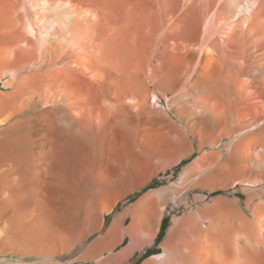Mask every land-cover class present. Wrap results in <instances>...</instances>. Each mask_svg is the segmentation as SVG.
Masks as SVG:
<instances>
[{"label": "bare ground", "instance_id": "bare-ground-1", "mask_svg": "<svg viewBox=\"0 0 264 264\" xmlns=\"http://www.w3.org/2000/svg\"><path fill=\"white\" fill-rule=\"evenodd\" d=\"M195 153L79 262L149 253L173 204L141 264H264V0H0V259L69 251Z\"/></svg>", "mask_w": 264, "mask_h": 264}, {"label": "rangeland", "instance_id": "rangeland-1", "mask_svg": "<svg viewBox=\"0 0 264 264\" xmlns=\"http://www.w3.org/2000/svg\"><path fill=\"white\" fill-rule=\"evenodd\" d=\"M234 120L239 119L237 113L235 111L232 112ZM196 155L193 154L184 161H182L181 164L175 166L172 169H168L166 173H162L161 175H158L157 177L154 178V180L147 185L146 187L136 191L135 193L131 194L126 200L121 201L118 203V205L115 207V209L105 215V222L102 227V229L99 232H96L92 234L88 239H86L83 242L75 244L69 251L63 252L61 255H54L53 257L50 258H45V257H30V258H20V257H11L7 256L4 259H0V264H97L94 260L88 261V262H79L80 255L85 251V249L89 246V244L97 237L101 236L104 234L106 228L108 225L111 223L114 217H116L119 213H121L135 198H137L139 195H141L143 192L148 190L149 188L159 186L161 184H165L166 182L175 181L178 179L180 172L185 168L189 162L192 160V158ZM168 176V177H167ZM165 177V178H164ZM167 177V178H166ZM160 183V184H159ZM231 191V190H229ZM199 194H202L203 192L196 191ZM230 195L233 196H238L239 191L233 192L231 194L228 192ZM206 198H212L220 194V191H216L213 193H207L204 192ZM131 200V201H129ZM173 204L169 205V210L165 212L164 214V224L165 228L162 232V235L159 237L157 236V239L155 242H152L148 245L147 248H150L149 253H144V250H136L135 254L130 258L129 264H141L144 260L150 256L152 252H158L161 249L159 248V243L162 241L164 238L167 229L169 228L171 224V219L173 215ZM160 232V231H159ZM127 244V240H125L122 245H119L116 247V251H119L123 246ZM3 260V261H2Z\"/></svg>", "mask_w": 264, "mask_h": 264}, {"label": "trees", "instance_id": "trees-1", "mask_svg": "<svg viewBox=\"0 0 264 264\" xmlns=\"http://www.w3.org/2000/svg\"><path fill=\"white\" fill-rule=\"evenodd\" d=\"M164 228H165V224H164V220H163V221H162V225H161L160 232H159V234H158L159 237L162 235V232H163Z\"/></svg>", "mask_w": 264, "mask_h": 264}]
</instances>
